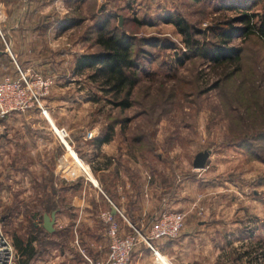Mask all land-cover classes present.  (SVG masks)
<instances>
[{"label":"rangeland","instance_id":"374dc122","mask_svg":"<svg viewBox=\"0 0 264 264\" xmlns=\"http://www.w3.org/2000/svg\"><path fill=\"white\" fill-rule=\"evenodd\" d=\"M0 3L7 16L1 26L6 42L8 22L29 21L38 31L55 36L49 44L45 41V50L51 44L54 53L68 48L69 55L76 58L97 53L98 34L115 29L131 37L132 59L139 67L130 107L120 110L118 100L89 79L92 70L77 72L73 63L69 75L56 79L58 83L53 82L41 99L44 114L38 108L11 114L18 118L10 128L0 119V137L5 132L38 133L41 119L53 136L63 131L73 149L70 140L81 133L92 145L111 134L117 150L157 177L163 178L168 171L190 184L188 203L197 202L198 208L185 213L181 234L169 243L172 264H191L196 247L203 243L225 247L214 264H264V44L254 35L234 32L244 28L242 15L264 11V0ZM175 18L192 28V41L197 44L238 48L240 62L209 63L196 49L187 47L172 24ZM222 28L232 29L230 37H217ZM58 36L63 39L59 41ZM54 85L62 90L53 92ZM49 107L59 128L54 129L51 120L48 124L44 118H51ZM61 146L64 155L66 149ZM204 151H210L205 169L194 170V157ZM9 177L0 168V219L13 247L15 241L34 240L35 257L30 264H86L69 248L66 236L51 238L43 233L41 214L47 208L52 210V190L46 184L50 174H12L11 183ZM203 229L219 234L203 235ZM15 253L14 264H20L22 258L16 249ZM84 256L93 260L91 255Z\"/></svg>","mask_w":264,"mask_h":264},{"label":"crops","instance_id":"0c3cea01","mask_svg":"<svg viewBox=\"0 0 264 264\" xmlns=\"http://www.w3.org/2000/svg\"><path fill=\"white\" fill-rule=\"evenodd\" d=\"M29 8L31 10V7ZM20 13L23 14L22 11ZM9 20L13 19L10 17ZM12 22L5 25L8 28L7 44L19 67L21 65L24 71H35L50 77L54 84L58 83L56 79L69 75L70 67L75 61V57L69 55L70 50L63 48L54 53L50 47L52 44L47 45V50L44 49L45 41L49 44L55 39L53 34L38 31L37 26V29L33 27L36 24L29 21ZM57 38L59 41L63 39L61 36ZM14 70L11 57L0 46V76L13 74ZM53 87V92L55 88L62 90L60 86ZM47 110L51 116L44 117L47 123L51 120L54 129L59 128L51 107ZM17 118L18 115L3 118L5 128H10ZM40 122L41 131L38 133L13 135L5 132L4 137H0V168L10 175V183L12 174H50V184L46 183L47 190L50 185L52 205L56 209L48 213L43 212L41 215L42 217L50 216L52 213L55 215L50 237L66 236L69 239V248L80 261L85 260L86 256H83L85 254L92 256L93 263L103 262L107 258L108 237L107 226L102 219L103 214L109 213L113 216L121 232L126 234L130 229L122 217L139 228L149 225L162 211L187 214L191 207L198 208L197 202L188 203L190 184L186 179L180 176L173 178L168 171L164 172L167 175L163 178L157 177L151 169L140 166L124 151L117 150L111 139L102 144L98 141L95 145L86 142L82 133L79 138H74V141L69 139L76 150L70 146L71 149L87 167L93 180L85 181L82 178L66 180L62 175V146L58 138L52 135V129L48 128L46 122L43 119ZM90 145L97 148L91 149ZM89 155L91 158H87ZM43 179H40V183H43ZM200 233L207 236L209 233L219 234L218 231L209 229H203ZM170 242L173 241L160 240L152 242V245L172 264ZM224 250L225 247L217 248L203 243L202 246L196 247V257L192 259L193 261L190 259L191 264H214ZM69 260L74 263L73 259ZM155 260L153 252L148 247L140 245L131 254L128 264H156ZM85 262L88 264L86 260Z\"/></svg>","mask_w":264,"mask_h":264},{"label":"built area","instance_id":"2783aa9c","mask_svg":"<svg viewBox=\"0 0 264 264\" xmlns=\"http://www.w3.org/2000/svg\"><path fill=\"white\" fill-rule=\"evenodd\" d=\"M0 7L2 8L0 9V45H4V52L11 57L15 69L13 74L0 76V119L15 113L25 114L34 108L40 109L42 114H44L41 99L48 95L49 89L53 84L52 78L43 76L35 71H22L20 69L10 53L2 32L1 26L6 17L4 16L5 11L1 3ZM56 136L66 149V153L62 156V175L66 180L70 181L78 178L88 181L87 167L85 168V165L79 159L78 162H75L66 157L69 151L64 142L66 134L62 131L61 135L56 133ZM102 219L107 226V258L103 262L93 263L83 255L88 264H128L131 254L140 245L148 247L155 254L152 242L177 239L184 228L186 214L165 210L153 219L148 226H140L139 228L131 225L122 217L130 229L126 234L121 232L119 224L109 213L103 214ZM15 254L13 243L4 232L0 219V264H14Z\"/></svg>","mask_w":264,"mask_h":264},{"label":"trees","instance_id":"16d2710c","mask_svg":"<svg viewBox=\"0 0 264 264\" xmlns=\"http://www.w3.org/2000/svg\"><path fill=\"white\" fill-rule=\"evenodd\" d=\"M252 19H255L253 22ZM244 24L240 31L244 35H254L264 44V11L260 15L249 16L242 15L241 19ZM171 22V21H170ZM176 32L185 38V43L189 49H196L199 56L208 60L213 64L236 63L240 62V50L238 48H227L218 45L197 44L192 41V28L181 18H175L172 21ZM227 25H230L228 22ZM232 29L222 28L217 37H230L229 32ZM188 36V38H186ZM96 46L99 51L97 53L83 54L75 58L74 69L77 72L92 70L89 79L97 83L100 90L114 96L118 102L117 108L125 110L130 107L129 98L132 91L139 81V67L132 59V39L124 32L110 30L106 33H99L96 39ZM2 46V45H1ZM119 98V99H117ZM109 129L111 127L109 126ZM111 134L105 135L99 141L100 144L109 142ZM52 210L47 208L46 212L56 209L53 205ZM43 233L50 234L45 231L42 226ZM34 240L28 242L15 241L14 247L22 258L20 264H30L35 257V249L32 247Z\"/></svg>","mask_w":264,"mask_h":264},{"label":"water","instance_id":"95a60500","mask_svg":"<svg viewBox=\"0 0 264 264\" xmlns=\"http://www.w3.org/2000/svg\"><path fill=\"white\" fill-rule=\"evenodd\" d=\"M121 25V23H120ZM210 157V151H204L198 153L192 162V168L194 170H203L206 167V162ZM55 215L52 213L50 216L44 215L43 217V228L46 232L52 233L53 231V225L55 222Z\"/></svg>","mask_w":264,"mask_h":264},{"label":"bare ground","instance_id":"6f19581e","mask_svg":"<svg viewBox=\"0 0 264 264\" xmlns=\"http://www.w3.org/2000/svg\"><path fill=\"white\" fill-rule=\"evenodd\" d=\"M0 9H2L1 7H0ZM65 142V141H64ZM65 145L68 147V149H69V151H68V153H67V158H70V160H72V161H75V162H78L79 160H78V158H77V156L75 155V153H74V151L69 147V145L65 142ZM84 166V165H83ZM85 168H86V166H84ZM86 172H87V178H88V180H90V181H92L93 180V178H92V176H91V174L88 172V170H87V168H86ZM154 255H156V264H170L165 258H164V256L163 255H161L159 252H157L156 250H155V254Z\"/></svg>","mask_w":264,"mask_h":264}]
</instances>
